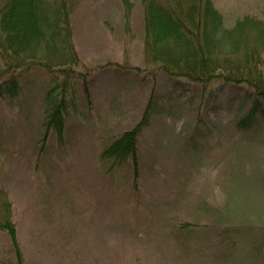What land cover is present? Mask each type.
<instances>
[{"label": "rangeland", "instance_id": "obj_1", "mask_svg": "<svg viewBox=\"0 0 264 264\" xmlns=\"http://www.w3.org/2000/svg\"><path fill=\"white\" fill-rule=\"evenodd\" d=\"M62 1L76 60L0 72L19 84L0 95V220L20 254L0 229V264H264V94L164 72L142 0ZM212 3L224 29L243 23L214 54L253 46L264 82V0ZM145 113L136 170L102 157Z\"/></svg>", "mask_w": 264, "mask_h": 264}, {"label": "trees", "instance_id": "obj_2", "mask_svg": "<svg viewBox=\"0 0 264 264\" xmlns=\"http://www.w3.org/2000/svg\"><path fill=\"white\" fill-rule=\"evenodd\" d=\"M142 2L146 43L164 72L197 82L219 78L232 85L243 83L264 94V82L260 73L252 74V70L257 69L260 63L259 52L253 46L245 45L243 53L232 59L227 58L223 51L214 54L218 46H222L223 40L235 32V27H241V21L230 30L224 29L222 15L212 0ZM68 20L66 3L62 0H6L0 8V56L4 63L0 66V72L6 68V71L9 69L12 73L18 71L17 74H20L29 70L32 65L53 69L56 66L65 67L70 60L75 61ZM239 20L257 19L243 17ZM259 36L258 46L262 43L264 30H261ZM61 69L66 73L65 68ZM222 72L224 73L221 74ZM18 86L13 75L0 79V95L13 96ZM51 93L52 91L47 93L50 98ZM254 107L256 105L253 109ZM65 109L64 99L57 101L52 98L48 123L55 128L56 133H61L62 112ZM146 116L145 113L133 129L123 132L106 146L102 157L114 162L129 160L135 171L137 138L147 123ZM253 120L252 111L240 119L238 125L249 127ZM4 206L5 211H8L7 202ZM0 229L7 232L20 259L15 228L9 212L2 216Z\"/></svg>", "mask_w": 264, "mask_h": 264}]
</instances>
